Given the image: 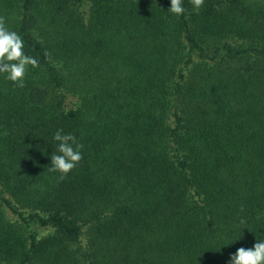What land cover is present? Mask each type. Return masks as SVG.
Here are the masks:
<instances>
[{"label":"trees","instance_id":"1","mask_svg":"<svg viewBox=\"0 0 264 264\" xmlns=\"http://www.w3.org/2000/svg\"><path fill=\"white\" fill-rule=\"evenodd\" d=\"M170 6L0 0L39 61L0 74V264H229L264 239V0ZM59 129L84 145L63 180Z\"/></svg>","mask_w":264,"mask_h":264},{"label":"clouds","instance_id":"2","mask_svg":"<svg viewBox=\"0 0 264 264\" xmlns=\"http://www.w3.org/2000/svg\"><path fill=\"white\" fill-rule=\"evenodd\" d=\"M194 9L199 11L204 5V0H190ZM169 12L180 16L184 13L183 0H170ZM46 56L50 53L46 52ZM29 66L39 67V61L24 52V41L16 32L6 26L5 17L0 16V74H5L8 81L16 87H25V76ZM58 142L56 153L51 155V166L48 171L59 172L63 180L83 159V144L71 134H64L59 129L54 134ZM243 210V209H241ZM229 264H264V239H257L251 248L240 247L230 255Z\"/></svg>","mask_w":264,"mask_h":264}]
</instances>
